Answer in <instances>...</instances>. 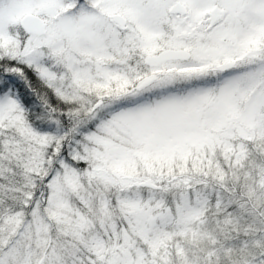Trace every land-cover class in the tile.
I'll use <instances>...</instances> for the list:
<instances>
[{"label": "snow or ice", "instance_id": "1", "mask_svg": "<svg viewBox=\"0 0 264 264\" xmlns=\"http://www.w3.org/2000/svg\"><path fill=\"white\" fill-rule=\"evenodd\" d=\"M0 264H264V0H0Z\"/></svg>", "mask_w": 264, "mask_h": 264}]
</instances>
